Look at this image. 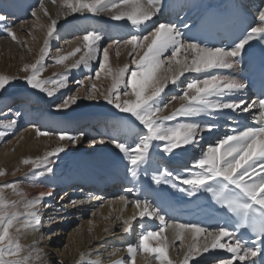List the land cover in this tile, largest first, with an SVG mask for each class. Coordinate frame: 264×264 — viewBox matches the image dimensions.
<instances>
[{"label":"snow or ice","instance_id":"snow-or-ice-1","mask_svg":"<svg viewBox=\"0 0 264 264\" xmlns=\"http://www.w3.org/2000/svg\"><path fill=\"white\" fill-rule=\"evenodd\" d=\"M52 3L55 4L56 0H52ZM192 9H199V15L191 24L182 17L179 24L171 20L159 22L154 19L169 12L179 16ZM85 12L94 16L106 15L113 21L126 20L132 26L133 34L122 40L110 42L107 47L101 49L99 41L102 35L90 31L82 37V48L76 47L67 56L55 59L56 64H63L65 60L83 51L79 59L71 65H66V68H78L81 64L87 67L90 61L99 58V66L94 76L89 74L86 79L98 80L101 73L107 72L112 76V84L108 89L101 91L92 83L82 97L69 94L60 103L54 104L53 111L67 112L80 99L99 101L102 98L119 113L129 114L134 118L143 126V131H134L129 126L128 117L121 116L116 118L111 133L89 140L93 147L106 142L113 144L115 149L123 154V159L128 165V173L134 181H138L141 175L148 174L155 160L156 149L173 158L186 155L190 145L193 148H203L200 144L203 132H212L219 127L218 124L195 120L177 121L175 124H167L166 121L176 120L177 117L194 118L202 115L212 117L213 113H217L218 116L213 118H225L238 123L231 113L238 116L250 113L260 125L257 128L243 130L232 128L228 134L219 137L215 144L203 148L199 157L193 160V168L198 171L185 168L183 170L187 173L185 176L181 172L174 173L165 169L152 176L155 185H170L189 197L199 199L200 193H212L217 203L237 218L234 227L220 225L215 229H209L200 224L169 222L166 220L168 210L150 198L149 193L155 190L144 188L137 183L125 189L133 194L132 197L121 196L120 202L125 207L129 203L133 204L139 210L140 218L145 216L157 218L161 227L155 231L148 230L142 233L137 245L127 246L129 261H117L116 264H135L140 253H146L150 257L147 264H190L192 260H195V264H235L236 261L240 264H264V55L257 64L250 51L251 42L254 40L264 44V7L259 8L256 13L259 24L245 27L246 22L235 5L225 11H219L204 6L199 0H61L56 18L50 15L45 0H39L38 7L31 8V16L36 18L34 23L41 28L44 27L40 24V13L50 20L41 58L35 63L24 64L20 69L27 74L24 77L0 75V95L7 92L12 81L18 79H23L31 89L46 93L48 97L54 95V90L49 89L48 84H58L59 88L66 87L69 79L67 72L59 81L39 79L44 69L42 60L47 54L49 40L56 38L54 33L58 34L57 25L61 16L66 18L75 13L82 15ZM7 21L8 16L0 13V32L21 44ZM149 21L151 23H148ZM23 23L22 21L21 24ZM218 37L227 38L229 44L210 46V40ZM114 44L131 46L129 55L133 57L131 59V64L135 65L133 69L130 70L128 64L116 70L109 67V49ZM169 51L171 55L165 57V53ZM246 60L248 68L244 70L246 72L244 78L212 71L236 69L244 65ZM185 73L210 75L192 77L181 88L178 81ZM75 83L80 87L84 86L83 79L76 80ZM169 83L181 88L182 95L172 97V100L181 103L170 115L161 116L158 114L168 105L162 103L160 98ZM250 89L255 90V98L249 95ZM122 96L126 99H122ZM253 109L259 110L258 117ZM8 111L12 112L13 109L9 108ZM14 115L18 119L22 113L15 110ZM17 119H13L8 127L14 125ZM129 134L136 137L134 145L128 143ZM37 135L56 136L59 141L67 143L58 145L36 160H23V164H31L33 168L41 169L32 173L33 178L55 177L54 166L57 165L60 154L64 153L68 146H75L85 139V133L82 131L74 135L37 128ZM4 136L5 132L0 131V138ZM154 141L162 143L154 144ZM177 149H184V152H176ZM4 175V172H0V176ZM17 187L18 184L15 182L3 186L14 191ZM3 188H0V264H30L31 253L23 254L19 234L21 227L36 231L43 227L41 212L38 209L42 200L35 199L25 203L28 211L21 214L16 211L18 202H9L3 194ZM142 191L143 199L140 198ZM45 194L50 196L51 188ZM91 199L90 197L89 202ZM84 203L85 200H73L70 205ZM22 215L27 218L21 219ZM116 219L120 220L121 217L117 216ZM135 219L136 216L133 215L123 221L124 233H129ZM52 222L53 217L50 216L48 223ZM166 229L171 230L170 237L164 236ZM240 229H247L251 233V238L242 239ZM105 231L111 234L110 229ZM185 234L191 237L187 245L184 243ZM177 239L181 241V245L180 250L176 252V259H173L169 257V247L172 246L169 240L174 243ZM153 241L157 242L155 247L151 246ZM181 250H184L182 259ZM216 250L231 255L226 258L212 255ZM257 257L259 258L256 259ZM84 260L85 256L81 254L80 261ZM88 264L99 262L88 261Z\"/></svg>","mask_w":264,"mask_h":264},{"label":"bare ground","instance_id":"bare-ground-1","mask_svg":"<svg viewBox=\"0 0 264 264\" xmlns=\"http://www.w3.org/2000/svg\"><path fill=\"white\" fill-rule=\"evenodd\" d=\"M236 1L241 9L246 11L251 26L258 25L256 13L259 8L264 7V0ZM199 2L205 6L223 2V0H199ZM60 4L61 0H56L55 4L52 3V0H45V5L52 18H56ZM38 5L39 0H0V13L8 16L7 23L22 42L17 44L0 32V75L24 77L27 74L20 71L24 64L35 63L41 58L50 20L43 13H40V24L44 27L41 28L34 23L36 18L31 16V8L38 7ZM198 14L199 9H192L181 13L179 16L169 12L163 17L157 16L154 19L159 22L171 20L179 24L182 17L192 23ZM23 16H26L27 20L23 21ZM22 21L24 22L23 25L21 24ZM57 28L58 34L54 33L56 38L49 40L47 54L42 60L44 69L40 74V79L59 81L67 72L69 76L67 86L59 88L58 84H48L47 87L54 90V95L48 97L46 93H40L26 86L23 79H18L12 81L7 92L0 95V131L5 132V136L0 138V172L5 173L4 176H0V188H3L5 184L14 182L18 184L16 191L12 188H3V194L9 202H18L16 211L21 214L28 211L25 208V203L35 199L42 200L38 209L41 212L43 227L39 231L21 227L19 234V243L24 249L23 254L31 253L30 264H88V261H98L99 264H116L117 261L128 262L127 246L137 245L142 233L148 230H158L161 225L155 217L140 218L139 210L133 204L129 203L125 207L120 202L119 197L131 198L133 195L125 189L139 183L144 188L155 190L149 193L150 198L155 201L176 203L190 201L194 197H189L170 185H155L152 179L153 174L161 173L165 169L174 173L181 172L185 176L187 175L186 172H183L185 168L198 171V169L193 168V160L199 157L203 148L209 144H215L219 137L228 134L241 121L247 122L253 128L260 125L250 113L239 116L236 113H231L238 123L225 118H213L218 116L217 113H213L212 117L203 115L194 118L177 117L176 120L166 121L167 124H175L177 121L191 122L195 120L201 123L218 124L219 127L212 132H203V139L200 141L203 148H193L190 145L186 155L173 158L156 149L155 160L152 167L149 168L148 174L141 175L138 181H134L128 173V165L123 159V154H120L113 144L106 142L103 145L97 144L93 147L89 143V140L95 137L92 135L93 132H98L100 137L106 133H111L116 118L121 116L128 117L129 126L134 131H143V126L139 125L134 118L129 114L119 113L102 98L99 101L80 99L67 112H55L53 108L48 109L52 103L68 93L72 87H78L82 92V97L92 83H95L101 91L108 89L112 84V76L107 72L101 73L98 80L86 79L89 74L94 76L95 71L93 69L95 70V68L93 65H95V61H90L87 67L81 64L78 68H66V65H71L79 59L83 51L65 60L63 64H56L55 59H58L59 56H67L76 47L82 48V37L90 31H96L102 35V39L99 41L102 48L104 45L107 47L110 42L122 40L132 35V26L126 20L113 21L106 15L94 16L85 12L82 15L75 13L66 18L61 16ZM130 48L131 46L124 47L114 44L109 49V67L116 70L128 64L129 69H133L135 65L128 62L130 58H133L129 55ZM50 55L51 60L47 62L55 63L53 68L45 66V60ZM170 55V51L165 53V57ZM212 71L240 78L239 68L232 70L214 69ZM83 73L87 76H83ZM207 75L210 73H185L178 84L182 88L192 77ZM80 79L84 80L83 87L75 83L76 80ZM181 88H177L171 83L168 84L160 98L162 103L168 106L158 115H170L180 107L181 102L172 100V97L182 95ZM122 92L123 89H121ZM121 98L126 99L123 96ZM234 98L225 97V99ZM9 108L13 111L9 112ZM15 110L22 113L18 119L14 115ZM252 111L256 117L259 116L258 109ZM13 119H17V122L8 127ZM37 128L53 133L68 132L74 135L81 131L85 133L83 142L75 146H68L66 151L60 154L59 161L54 166L55 177L45 176L41 178L36 176L33 178L32 173L39 172L41 169H35L31 164H23L25 159L36 160L43 157L46 152L54 150L58 145L67 143L59 141L56 136H39L37 135ZM127 139L130 145H134L136 142L135 135L129 134ZM82 143H85L84 146H81ZM153 143L162 142L154 141ZM80 148L87 151L85 154L87 156L84 158H78L73 154V151ZM176 152H184V149H177ZM65 169L66 173L61 174V170ZM115 180H118V185H114ZM176 183L178 184V181ZM89 185L90 187H88ZM108 187H112L109 192L106 190ZM50 188L52 194L49 196L45 193ZM90 197L92 199L89 202ZM95 197H100V199H95ZM143 197L144 192L142 191L140 198L143 199ZM73 200H85L86 203L71 206L70 202ZM46 205H51V207H46ZM64 205L68 206L62 207ZM56 209H60V211H56ZM133 215L136 216V219L132 221L129 233H124L122 231L123 221ZM50 216L53 217L51 224L48 223ZM117 216H120L121 219L117 220ZM106 217L107 219H105ZM25 218L27 217L21 216V219ZM166 220L173 222L168 217ZM105 229H110L111 234ZM164 236L170 237L171 230L166 229ZM190 241V235L185 234V245ZM169 243L172 245L169 247V257L176 259V252L180 250L181 241L177 239L173 243L169 240ZM156 244V241L151 242L153 247ZM183 251L181 250V259ZM81 254L85 256L83 262L80 261ZM212 255L229 257L231 254L216 250ZM148 259H150L148 254L140 253L136 257L135 264H147ZM190 264H195V260L190 261ZM235 264H240V262L236 261Z\"/></svg>","mask_w":264,"mask_h":264},{"label":"rangeland","instance_id":"rangeland-1","mask_svg":"<svg viewBox=\"0 0 264 264\" xmlns=\"http://www.w3.org/2000/svg\"><path fill=\"white\" fill-rule=\"evenodd\" d=\"M25 20H27V17H26V16H25V17L23 16V21H25ZM59 41H62V39H59ZM104 47H105V45H104L101 49H103ZM51 48H53V47L51 46ZM51 48H50V50H51ZM53 50H55V49H53ZM49 60H51V55L48 56L47 59L45 60V61H46V62H45V66L50 67V68H53V66H54L55 63L47 62V61H49ZM128 62H129V63L131 62V58H130V60H128ZM93 66H94V68H95V70L93 69V71H96L97 68H98V66H99V58H98L97 60H95V65H93ZM85 72H86V71H85ZM83 76H87V75H85V74L83 73ZM39 79H40V76H39ZM25 85L27 86V84H25ZM80 92H81V90L78 89V87H72V88L69 90L68 93L62 95L57 101H55L54 103H52V105H50V106L48 107V109H52V108L54 107V104H58V103H60L61 100H62L65 96H67V95H69V94H74V95L81 96V95H82V92H81V93H80ZM29 125H31V124H29ZM32 125H33V124H32ZM92 135L95 136L94 138H97V139L100 137V135H99L98 132H93ZM7 141H8V140H7ZM85 142H86V141H85ZM84 144H85V143H82L81 146H84ZM86 153H87V151H86L85 149H82V148L73 151L74 156H77L78 158H79V157L84 158L85 156H87V155H85ZM60 173H61V174L66 173V169H65V170H61ZM117 181H118V180H117ZM117 181L115 180L114 185H116V184L118 185V182H117ZM88 187H90V185H89ZM72 188H73V187H72ZM111 189H112V187H108L106 190H107V192H109V191H111ZM74 226H75V225H74ZM218 257H224V256H222V255H218ZM225 258H226V257H225Z\"/></svg>","mask_w":264,"mask_h":264}]
</instances>
